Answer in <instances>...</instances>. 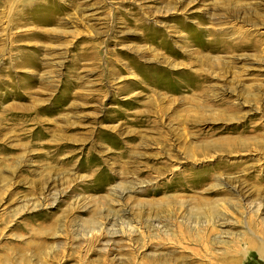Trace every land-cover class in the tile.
Segmentation results:
<instances>
[{"label":"rangeland","instance_id":"obj_1","mask_svg":"<svg viewBox=\"0 0 264 264\" xmlns=\"http://www.w3.org/2000/svg\"><path fill=\"white\" fill-rule=\"evenodd\" d=\"M262 245L264 0H0V264Z\"/></svg>","mask_w":264,"mask_h":264},{"label":"bare ground","instance_id":"obj_2","mask_svg":"<svg viewBox=\"0 0 264 264\" xmlns=\"http://www.w3.org/2000/svg\"><path fill=\"white\" fill-rule=\"evenodd\" d=\"M208 209V208H207ZM215 209V208H214ZM211 212V210H210ZM203 212H200L199 210L196 211V210H190V215H192L193 217L195 218H199L201 217V214ZM216 213V212H215ZM214 216V213L211 212L208 216H203L204 218H210V217H213ZM112 234V233H111ZM259 253H260V256L264 259V245L260 246V248L258 249Z\"/></svg>","mask_w":264,"mask_h":264}]
</instances>
